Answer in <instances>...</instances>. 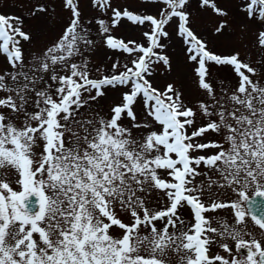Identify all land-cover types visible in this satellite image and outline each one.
I'll return each instance as SVG.
<instances>
[{"label":"snow or ice","instance_id":"6c2138e0","mask_svg":"<svg viewBox=\"0 0 264 264\" xmlns=\"http://www.w3.org/2000/svg\"><path fill=\"white\" fill-rule=\"evenodd\" d=\"M151 2L164 5L158 16L92 0L102 14L95 23L103 45L136 54L131 67L117 60L110 74L96 76L86 55L95 41L76 0H64L71 16L60 37L27 64L21 42L31 35L23 19L0 13V55L9 65L0 73V264H170L172 256L179 264H264V243L245 219L250 215L264 234V76L239 52L208 48L190 27L189 0ZM200 6L228 16L215 0ZM240 10L261 25L257 44L264 48V0H244ZM47 11L38 4L30 14ZM174 18L205 94L195 107L172 84L160 91L149 79L155 65L171 68L162 40ZM121 24H147L145 44L113 36ZM227 26L222 20L215 32ZM211 65L230 66L236 87L214 88ZM118 87L126 89L121 102L102 115L100 99ZM214 188L236 199L206 201ZM153 194L159 207L148 199ZM185 208L190 219L181 215ZM222 209L234 223L207 215ZM227 240L244 254L234 256Z\"/></svg>","mask_w":264,"mask_h":264},{"label":"rangeland","instance_id":"374dc122","mask_svg":"<svg viewBox=\"0 0 264 264\" xmlns=\"http://www.w3.org/2000/svg\"><path fill=\"white\" fill-rule=\"evenodd\" d=\"M78 10L81 12V18L84 25L90 32V38L95 41V47L86 55L90 61V68L93 76L101 74H110L111 65L119 60L120 64L128 63L135 58L136 54L131 57L125 53L116 52L106 48L103 45L102 38L98 33V25L95 19L100 18L102 14L92 6V0H76ZM114 7H119L121 10L127 9L134 14L154 15L158 16L160 10L164 7L162 3H152L151 0H112ZM218 7L225 9L228 12L227 17L217 16L210 7H201V0H189L187 11L189 13V24L194 33L202 38L208 45V48L216 54L230 55L239 52L240 59L243 62L249 63L254 67L259 76H264V67L261 66V61L264 60V48L257 44L258 32L261 30V25L247 19L246 14L240 9L244 0H215ZM38 4H43L48 11L38 13L32 16L30 11L32 7ZM0 13L5 15L20 16L23 19V31L31 35L30 42H21V47L24 52L26 64L31 61L33 56H39L43 51L51 46L60 37L65 25L68 23L71 16L70 10H65L64 0H0ZM111 15L109 11L103 14L104 18ZM228 21V26L223 34L215 32V28L222 20ZM178 18H174L165 26L169 37L162 40L166 44L163 49V54L170 59L171 68H167L163 64L153 67V75L149 77L153 87L160 91H164L168 84H172L177 90L182 93V99L189 107H195L197 102L205 99V94L198 89L196 78L193 72V63L186 59V45L183 44L182 38L177 35ZM147 30L145 26H134L130 24H121L111 33L118 39H123L125 43L128 41H136L138 44H145V39L142 32ZM131 46V45H130ZM100 72L97 73L96 69ZM9 70V65L5 56L0 55V73ZM122 70V69H120ZM211 81L214 88L217 90L225 89L232 90L236 87L238 77L230 66H210ZM247 74V73H246ZM259 76H254V81L259 79ZM261 86H264V80H260ZM126 89L115 88L106 90V95L99 101V109L101 114H107L112 106L121 102L122 92ZM4 95L0 93V96ZM96 105L94 104V107ZM31 110V109H30ZM134 111L139 118L142 114V105L137 103L134 106ZM123 123L128 124L125 120ZM198 124H203L204 121L198 119ZM134 135L136 132L134 130ZM208 140L218 139L212 133L206 134ZM2 178V177H0ZM252 193L249 192V195ZM216 199L220 202H229L235 200L236 196L230 190L213 189L212 193H206L205 200ZM148 199L153 201V207L160 205L155 203L156 196L153 194ZM182 217L191 218V213L187 208L181 210ZM209 217H219L227 219L229 224L234 223V218L230 209L217 210L215 213H208ZM127 222V217H123ZM247 230L250 231L256 239L264 243V234L259 229L249 215H246ZM213 226L219 227L213 220ZM118 230H114L115 232ZM249 237L245 236V239ZM230 244L233 249V255L239 258L244 253H237L235 250V242L231 240L224 241ZM213 252L220 255H227L222 249L213 248ZM170 264H179L178 257L172 256Z\"/></svg>","mask_w":264,"mask_h":264},{"label":"flooded vegetation","instance_id":"af4514ba","mask_svg":"<svg viewBox=\"0 0 264 264\" xmlns=\"http://www.w3.org/2000/svg\"><path fill=\"white\" fill-rule=\"evenodd\" d=\"M243 251V253H244V250H242Z\"/></svg>","mask_w":264,"mask_h":264}]
</instances>
